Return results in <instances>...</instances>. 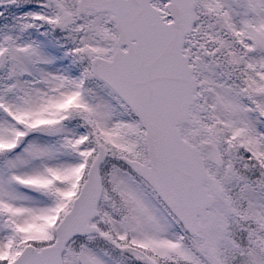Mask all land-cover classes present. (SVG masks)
Returning <instances> with one entry per match:
<instances>
[{"label": "snow or ice", "instance_id": "snow-or-ice-1", "mask_svg": "<svg viewBox=\"0 0 264 264\" xmlns=\"http://www.w3.org/2000/svg\"><path fill=\"white\" fill-rule=\"evenodd\" d=\"M0 264H264V0H0Z\"/></svg>", "mask_w": 264, "mask_h": 264}]
</instances>
